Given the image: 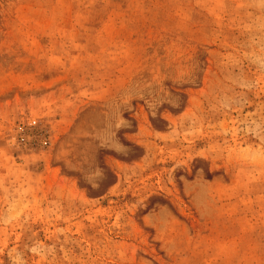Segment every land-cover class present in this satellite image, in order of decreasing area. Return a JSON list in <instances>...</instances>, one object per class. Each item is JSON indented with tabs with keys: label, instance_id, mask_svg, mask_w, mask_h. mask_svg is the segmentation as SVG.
Instances as JSON below:
<instances>
[{
	"label": "rangeland",
	"instance_id": "rangeland-1",
	"mask_svg": "<svg viewBox=\"0 0 264 264\" xmlns=\"http://www.w3.org/2000/svg\"><path fill=\"white\" fill-rule=\"evenodd\" d=\"M0 264H264V0H0Z\"/></svg>",
	"mask_w": 264,
	"mask_h": 264
},
{
	"label": "bare ground",
	"instance_id": "bare-ground-1",
	"mask_svg": "<svg viewBox=\"0 0 264 264\" xmlns=\"http://www.w3.org/2000/svg\"><path fill=\"white\" fill-rule=\"evenodd\" d=\"M26 240L29 242V241H33L34 239H33V237H32V234L30 235H27L26 236Z\"/></svg>",
	"mask_w": 264,
	"mask_h": 264
}]
</instances>
